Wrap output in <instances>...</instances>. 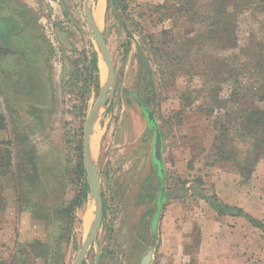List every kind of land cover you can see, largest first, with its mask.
Segmentation results:
<instances>
[{
	"label": "rangeland",
	"instance_id": "rangeland-1",
	"mask_svg": "<svg viewBox=\"0 0 264 264\" xmlns=\"http://www.w3.org/2000/svg\"><path fill=\"white\" fill-rule=\"evenodd\" d=\"M113 1L90 5L116 81L91 133L103 214L82 264H140L151 249V264H165L162 235L166 264H199L198 227L188 224L207 217L200 194L264 223V143L254 140L264 134L238 132L246 109H264L254 97L264 81V0ZM84 6L85 0H0V18L25 24L15 51H0L7 124L0 152L10 150L13 159V175L0 179V264H73L91 234L97 201L83 164L84 128L109 74ZM26 58L36 73L24 69ZM144 109L155 114L164 139L167 199L155 231L162 182ZM221 151L235 159L218 161ZM245 236L244 264H264L262 231L250 224Z\"/></svg>",
	"mask_w": 264,
	"mask_h": 264
},
{
	"label": "water",
	"instance_id": "water-1",
	"mask_svg": "<svg viewBox=\"0 0 264 264\" xmlns=\"http://www.w3.org/2000/svg\"><path fill=\"white\" fill-rule=\"evenodd\" d=\"M92 0H85V6H84V13L85 18L87 21V27L89 35L97 42L98 46L100 47L104 61L108 70V80L103 87L101 94L96 101L93 108L90 110L85 128H84V144H83V164L84 169L88 177L89 185L91 188V192L93 197L97 201V210L95 219L91 228V234L90 236L83 242L81 250L73 264H82L86 253L88 252V249L91 244H93L96 241L101 217L103 214V200L100 192V180H99V174L97 168L92 164V161L90 159V139H91V133L92 128L94 124V119L97 113L100 111L102 107L105 106L107 101L111 98L113 94V89L116 81V75L113 65L112 56L110 53V50L98 31L94 19L91 14L90 5ZM109 3L111 6H113L114 1L109 0ZM23 28L22 24L15 23L11 19H0V38L6 42L9 43V36L12 33H15L17 31H20ZM5 31L6 33L3 35L2 32ZM136 49L138 51V56L142 61V65L146 67V69L151 73L152 68L150 66V61L148 57L146 56L143 49L140 47L139 43L136 42ZM144 112L147 116L148 124L151 128L155 131V138H154V152L153 157L156 164L159 166V172L161 176V192L158 197V209L156 212V215L154 217V228L156 227L157 221L159 219V214L161 211V208L166 200V171L164 167V160H163V153H164V139L160 130V127L157 122V118L155 114L147 109H144ZM154 256V249L149 250L141 259L140 264H151L153 261Z\"/></svg>",
	"mask_w": 264,
	"mask_h": 264
},
{
	"label": "crops",
	"instance_id": "crops-1",
	"mask_svg": "<svg viewBox=\"0 0 264 264\" xmlns=\"http://www.w3.org/2000/svg\"><path fill=\"white\" fill-rule=\"evenodd\" d=\"M24 29H22V32ZM21 35L22 34H20L18 38H20ZM14 51L15 49L13 48L12 52ZM24 61L28 63L27 66H24V69H28L26 67H31L34 71L33 73H36V66L30 63L34 60L26 58ZM42 67V64H39V69L43 73ZM25 72L26 76L31 75L27 70ZM11 81L14 82L13 79ZM45 83L47 82L45 81ZM0 132H5V129L0 130ZM200 205L202 207L205 205V202L204 204L201 202ZM207 207L206 213L204 214V216L207 215V217L200 218L201 220L197 221V224L190 222L188 224V227L192 231H195L198 227L199 234L196 238L200 239L197 254L199 264H229L230 262L234 264L232 262V259L234 258H238V263L241 259L242 264H244V261L246 260L244 252L249 253V236L246 238L245 235H247V232L250 230V224L244 221L245 218L243 217L220 216L210 204H207ZM179 242L183 243V241ZM189 243L191 245L193 244L192 236H187L186 238V244L188 245ZM187 245L185 246L186 250L191 246ZM238 250L239 252H237ZM160 253L162 263L166 264V235H162V247ZM182 255L183 254L181 253L179 257L180 261L183 259ZM184 256L186 257L184 260L189 258L188 254H184Z\"/></svg>",
	"mask_w": 264,
	"mask_h": 264
},
{
	"label": "trees",
	"instance_id": "trees-1",
	"mask_svg": "<svg viewBox=\"0 0 264 264\" xmlns=\"http://www.w3.org/2000/svg\"><path fill=\"white\" fill-rule=\"evenodd\" d=\"M181 11V9H180ZM25 28V25L23 27V29ZM94 69L98 70V61L96 60V58L93 60L92 62ZM211 65V64H209ZM208 65V66H209ZM213 65V64H212ZM252 70H255L254 68H251ZM250 73V72H249ZM149 81L150 78L148 77ZM221 80V79H220ZM257 93L254 97H258L259 101L261 103H264V81L261 84L260 88H257L255 90ZM242 115H244V119L243 122L241 123L242 127L239 129L238 132L245 130V132L251 134L254 131H259L262 132L264 134V109L261 108H257V109H246L245 112L242 113ZM7 124H6V119L5 116L3 114V112L1 111L0 108V130L6 129ZM221 137L227 138V132H229V129L227 127H221L220 128ZM163 136V134H162ZM220 137L217 136L215 137V140H218ZM254 140L258 143H264V138H258L255 137ZM9 142H3L2 145L3 146H8ZM216 146V144H214ZM224 144H222L221 146H223ZM219 148V147H218ZM4 153V154H3ZM230 154V153H229ZM227 154L226 156L224 155V152H218L216 154V156H218V161H220L221 159H225V160H234L235 158L231 155ZM225 157V158H224ZM12 167H13V159H12V153L10 150H4L3 152H0V179L3 176H8V175H13L12 173ZM81 171L84 174V169L82 167L81 164ZM2 190V185L0 183V191ZM187 190V189H186ZM199 195V194H198ZM86 196V194H85ZM200 198L202 200H205L206 202H208L210 204V206L220 215V216H231V217H243L246 220H248L250 222V224L256 228H258L259 230L262 231V233L264 234V223L256 218H254L251 214L247 213L244 209L236 207V206H231L226 204L225 202H223L222 200L218 199L216 196L213 197H208L205 195H201L200 194ZM167 199V197H166ZM3 200V199H2ZM157 207H158V199H157ZM153 231H155L154 228V220H153Z\"/></svg>",
	"mask_w": 264,
	"mask_h": 264
},
{
	"label": "flooded vegetation",
	"instance_id": "flooded-vegetation-1",
	"mask_svg": "<svg viewBox=\"0 0 264 264\" xmlns=\"http://www.w3.org/2000/svg\"><path fill=\"white\" fill-rule=\"evenodd\" d=\"M0 19H11V20H13L15 23H18V24H22L23 26L25 25V24H23V23H20V22H17L15 19H13V18H0ZM23 29V28H22ZM22 29L20 30V31H17V32H15V33H12L10 36H9V43H6V42H4L1 38H0V44H1V46H0V51L1 52H12V50H13V48L15 47V45H14V38H16V36H19L20 34H21V32H22ZM6 32L5 31H3L2 32V34L4 35ZM8 54V56H10V54L11 53H7ZM25 60V59H24ZM24 63L26 64V61H24ZM160 192H161V188H160ZM160 195V194H159Z\"/></svg>",
	"mask_w": 264,
	"mask_h": 264
},
{
	"label": "bare ground",
	"instance_id": "bare-ground-1",
	"mask_svg": "<svg viewBox=\"0 0 264 264\" xmlns=\"http://www.w3.org/2000/svg\"><path fill=\"white\" fill-rule=\"evenodd\" d=\"M100 15H101V8H98L96 13H95V17L99 18Z\"/></svg>",
	"mask_w": 264,
	"mask_h": 264
}]
</instances>
